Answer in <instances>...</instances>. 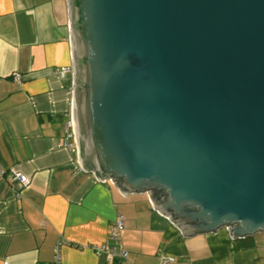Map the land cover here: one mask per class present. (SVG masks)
<instances>
[{
  "label": "water",
  "instance_id": "95a60500",
  "mask_svg": "<svg viewBox=\"0 0 264 264\" xmlns=\"http://www.w3.org/2000/svg\"><path fill=\"white\" fill-rule=\"evenodd\" d=\"M80 165L185 238L264 233V0H67Z\"/></svg>",
  "mask_w": 264,
  "mask_h": 264
},
{
  "label": "crops",
  "instance_id": "0c3cea01",
  "mask_svg": "<svg viewBox=\"0 0 264 264\" xmlns=\"http://www.w3.org/2000/svg\"><path fill=\"white\" fill-rule=\"evenodd\" d=\"M72 64L67 0H0V168L29 181L0 176V264H52L60 243V264H264L262 238L241 246L224 228L185 238L149 192L123 194L84 170L65 134L73 71L55 75ZM118 215L120 245L110 241ZM106 244L110 262L94 249Z\"/></svg>",
  "mask_w": 264,
  "mask_h": 264
},
{
  "label": "built area",
  "instance_id": "2783aa9c",
  "mask_svg": "<svg viewBox=\"0 0 264 264\" xmlns=\"http://www.w3.org/2000/svg\"><path fill=\"white\" fill-rule=\"evenodd\" d=\"M73 70L69 67H64L59 70L55 71V75L59 77H65L66 74L72 73ZM17 81H21V76L16 75L15 76ZM65 134L68 139H74L75 138V132H74V120L72 116V112L68 115V118L65 122ZM0 176L6 180V182L13 184V185H21V186H28L29 181L28 179L23 176L22 174L14 171V170H3L0 168ZM125 229V219L123 215H118L115 222L112 225V228L110 230V241L115 243L116 245H120V235L122 231ZM58 244L55 249V260L52 264H60L61 261V255L59 252V246ZM264 247V242H263ZM96 251L102 252L107 250V257L109 262L114 259L116 256L115 249L112 246H109L108 244L104 246L94 247ZM120 259H127V253L125 251H121L119 255H117ZM172 259L170 258H163L161 261V264H168Z\"/></svg>",
  "mask_w": 264,
  "mask_h": 264
},
{
  "label": "trees",
  "instance_id": "16d2710c",
  "mask_svg": "<svg viewBox=\"0 0 264 264\" xmlns=\"http://www.w3.org/2000/svg\"><path fill=\"white\" fill-rule=\"evenodd\" d=\"M241 242H240V245L242 246H245V247H247V246H249L250 244H251V238H247V239H244V240H240Z\"/></svg>",
  "mask_w": 264,
  "mask_h": 264
},
{
  "label": "rangeland",
  "instance_id": "374dc122",
  "mask_svg": "<svg viewBox=\"0 0 264 264\" xmlns=\"http://www.w3.org/2000/svg\"><path fill=\"white\" fill-rule=\"evenodd\" d=\"M262 236V237H261ZM255 237H259V238H262L261 242L263 243L264 242V233H259V234H256Z\"/></svg>",
  "mask_w": 264,
  "mask_h": 264
}]
</instances>
